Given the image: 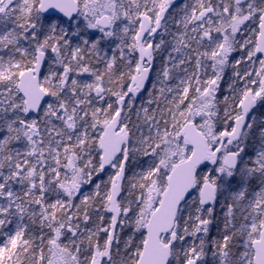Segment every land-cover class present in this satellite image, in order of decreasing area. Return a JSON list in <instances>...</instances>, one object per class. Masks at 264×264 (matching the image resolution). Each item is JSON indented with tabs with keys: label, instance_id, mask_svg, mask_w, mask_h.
<instances>
[{
	"label": "snow or ice",
	"instance_id": "obj_1",
	"mask_svg": "<svg viewBox=\"0 0 264 264\" xmlns=\"http://www.w3.org/2000/svg\"><path fill=\"white\" fill-rule=\"evenodd\" d=\"M0 264H264V0H0Z\"/></svg>",
	"mask_w": 264,
	"mask_h": 264
}]
</instances>
